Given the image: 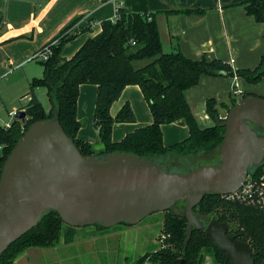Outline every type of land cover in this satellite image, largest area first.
<instances>
[{"label":"trees","instance_id":"obj_1","mask_svg":"<svg viewBox=\"0 0 264 264\" xmlns=\"http://www.w3.org/2000/svg\"><path fill=\"white\" fill-rule=\"evenodd\" d=\"M244 9L256 23H264V0H247ZM75 23L77 20L53 39L57 42L51 48L48 59L38 61L43 73L40 78H34L29 83V100L23 108L24 119L14 120L9 129L0 127V175L7 156L27 128L36 121L54 118L56 113L63 131L83 156L105 158L112 153H123L157 164L156 160L173 155L209 157L219 153L225 132V119L219 117L214 100L209 99L205 113L212 125L200 129L184 92L197 86L203 75L223 76V73L231 72L229 64L215 59L193 60L185 57L178 48L165 53L154 15L147 12L143 0H123L115 23L111 20L103 21L100 31L88 38L71 58L65 59L61 56L63 47L78 35L75 33L67 36L65 32ZM235 73L238 78L249 84L258 83L264 78V54L254 69L235 70ZM84 84L97 87L93 125L97 129L99 144L105 147L100 151H94L92 145L77 138L80 123L76 119V103L79 87ZM126 86L139 87L152 122L128 133L121 141L113 142L111 134L115 123L135 121L128 103L121 107L115 117L110 115L112 104ZM38 88L46 90L50 105L47 112L34 95V90ZM248 96L251 95L243 93L239 99ZM236 102L237 100L232 98L231 107ZM231 107L226 109L227 113ZM178 121L186 125L188 137L165 146L162 126ZM255 129L259 134L264 133ZM193 212L224 223L229 236L248 246L254 264H264L263 212L226 203L221 197L210 194L204 196L193 208ZM162 215L163 224L158 239L161 235L168 237L163 240L157 251L138 257L135 264H179L182 259L184 264H203L205 256H210L214 264H229L225 252L216 247L203 230L192 231L184 251L187 226L185 217L183 214H175L172 208L162 212ZM91 227L100 231L107 230L98 224L84 228ZM64 228L72 227L65 225L56 212L43 213L34 228L10 244L0 255V264H13L16 257L27 248L54 247L59 242Z\"/></svg>","mask_w":264,"mask_h":264},{"label":"water","instance_id":"obj_2","mask_svg":"<svg viewBox=\"0 0 264 264\" xmlns=\"http://www.w3.org/2000/svg\"><path fill=\"white\" fill-rule=\"evenodd\" d=\"M233 78L234 73L222 74ZM21 112L19 119H24ZM220 160L185 173L146 159L112 153L83 156L54 118L32 123L7 156L0 175V255L54 211L72 228L134 226L155 212L184 203L185 251L193 230H203L229 264H254L246 244L227 226L193 208L206 194L221 196L242 185L249 167L264 157V98L239 99L225 117ZM103 144L93 146L103 150ZM179 264H184L182 259Z\"/></svg>","mask_w":264,"mask_h":264},{"label":"crops","instance_id":"obj_3","mask_svg":"<svg viewBox=\"0 0 264 264\" xmlns=\"http://www.w3.org/2000/svg\"><path fill=\"white\" fill-rule=\"evenodd\" d=\"M143 1L147 12L154 15L165 53L178 48L185 57L193 60L215 59L226 64L233 60L231 66L235 70L254 69L264 54V23H256L246 14L244 5L247 0ZM187 10L192 12L185 13ZM113 16L114 5L110 0H0V127L9 121V112L18 111L19 103L26 98L29 100L30 81L42 76V66L38 61L32 60L36 52L77 20L75 33L78 35L68 41L61 52L63 58L69 59L88 38L100 31L103 21L112 20ZM222 77L225 78L223 84L226 83L229 98L238 99L232 95L234 79ZM237 81L243 93L264 97V78L256 84L245 83L238 77ZM37 90H34L35 96ZM197 90L198 85L184 92L187 103L190 94ZM96 93L95 85H81L76 103V119L80 123L77 138L92 146L99 144L97 129L93 125ZM223 98L225 96L220 93L219 99ZM125 103L130 105L135 121L115 123L111 134L113 142L121 141L128 133L152 122L138 86L124 88L120 97L112 104L110 115L115 117ZM229 107L231 103L221 109L215 107L220 118L225 119L226 109ZM201 111V118L197 119L196 124L203 129L211 126L212 122L205 113V106ZM183 125L178 121L162 126L165 146L188 137V131L186 135L183 130L184 132H177L172 139L168 136L165 139L166 135L176 130L174 128H181ZM1 153L0 145V156ZM152 224L141 230L149 229ZM155 224L162 227L163 215ZM134 226L115 228L108 234L97 232L92 227L64 228L60 241L54 247L27 248L16 257L13 264H100L99 259L104 254L110 255V260L121 255V264H127L129 256L120 250L118 243H124L140 225ZM136 238L135 246L140 249L138 257L159 249L147 251V237L144 236L140 241ZM203 264L214 262L210 256H205Z\"/></svg>","mask_w":264,"mask_h":264},{"label":"rangeland","instance_id":"obj_4","mask_svg":"<svg viewBox=\"0 0 264 264\" xmlns=\"http://www.w3.org/2000/svg\"><path fill=\"white\" fill-rule=\"evenodd\" d=\"M239 79L241 80V78H239ZM224 80H225V78L220 76V75H203L199 81L198 90L193 92V93L190 92L191 94L189 93L190 94V99L188 102L189 108H190V111H191L193 118L195 119L196 122H197L198 118H201V115H202L201 113L203 112L201 110H203V106H206L207 100L213 99L214 103H215L214 106L217 108H220V109L224 108L226 105H228L232 102V98H229V94L227 95L226 83L223 84ZM243 82L247 83L245 80ZM241 88H243V87H241ZM137 91H139V90H137ZM220 93L223 96H225V98H223L222 100L219 99ZM36 94H37L36 96H37L39 102L41 103L44 111L47 112L50 108V105H49V102H48L47 97H46V90L44 88H38ZM215 94H217L216 97H215ZM27 99L28 98L24 99L23 101H21L19 103V105H18V109H19L18 111L19 112H24L23 108L25 107V105L28 102ZM236 100L238 101L239 98ZM8 120H9V117L7 118V121ZM174 129H176V130L173 132H170L168 135H166L165 139L167 136L169 139H172L177 132H180L183 130L186 132V135H187L188 129H187L186 125L181 126V128L177 127ZM171 145H173V143H171ZM219 160H220L219 153H215L214 155H211L209 157H202V156L182 157V156L173 155V156L160 158V159L156 160V163L160 166H164V168L166 170H169L171 172H178V173L184 172L185 173V172L193 170V169H195L201 165L203 166V165L216 164L219 162ZM172 210L175 214L182 215L183 211H184V204L183 203H176L172 207ZM161 218H162V212L152 213L151 215L147 216L140 223L137 224L140 226H138V228H136L135 233L132 236H129L126 239L127 243H125L126 241H124L125 244L121 243V242L118 243V245L120 246V250L122 252L126 253L127 256H129L127 264H135V261L137 260V258L139 256L138 252H140L139 251L140 249H137V247L135 246V241H137L136 237H138L139 241L144 236L147 237L146 239L148 240L147 241L148 243L145 246L147 251H151L155 248H159V246L161 245V242H159L158 236L161 234V228L162 227L158 224H155V223L157 222V220H160ZM150 223H153V224L151 227H149V229L141 230ZM120 227H125V226L118 224L112 228L107 229L106 231H100L97 228H94V229L97 232L108 234L109 232L112 231V229H115V228L117 229ZM132 227H135V226H132ZM60 239H61V237H60ZM111 244H112V242H111ZM110 259H111L110 255L104 254L99 259L100 260L99 263L100 264H121L122 263L121 255H119L118 257H113L112 260H110Z\"/></svg>","mask_w":264,"mask_h":264},{"label":"built area","instance_id":"obj_5","mask_svg":"<svg viewBox=\"0 0 264 264\" xmlns=\"http://www.w3.org/2000/svg\"><path fill=\"white\" fill-rule=\"evenodd\" d=\"M110 2H112L114 5V16L111 21L112 23H115V21L118 19V11L123 6V0H110ZM77 26V23L72 25L67 29L65 35L71 36L75 34V32H77ZM56 42L57 40H53L49 44L45 45L32 56V60H47L51 54V48L56 44ZM132 44H134V42H132ZM232 63L233 60H230L229 66L231 67V72L234 73L232 95L240 98L243 95V91L239 87L235 69L231 66ZM20 114L21 113L19 111L9 112V122L5 123L3 128L9 129L12 122L16 119H19ZM219 197H221V199L226 203L245 206L264 213V157L259 165L249 167L246 177L239 189ZM166 237L168 236L161 235L159 242L163 243V240L166 239Z\"/></svg>","mask_w":264,"mask_h":264}]
</instances>
